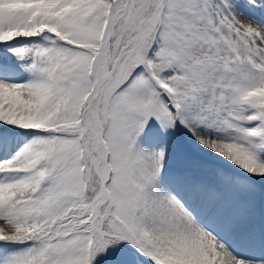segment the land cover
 <instances>
[{"label": "snow or ice", "instance_id": "obj_1", "mask_svg": "<svg viewBox=\"0 0 264 264\" xmlns=\"http://www.w3.org/2000/svg\"><path fill=\"white\" fill-rule=\"evenodd\" d=\"M0 264H264V0H0Z\"/></svg>", "mask_w": 264, "mask_h": 264}]
</instances>
